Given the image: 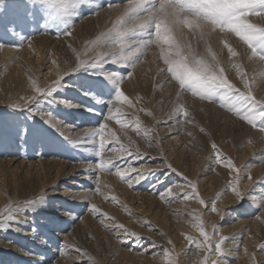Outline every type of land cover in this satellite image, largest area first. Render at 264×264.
I'll use <instances>...</instances> for the list:
<instances>
[{
  "label": "rangeland",
  "instance_id": "rangeland-1",
  "mask_svg": "<svg viewBox=\"0 0 264 264\" xmlns=\"http://www.w3.org/2000/svg\"><path fill=\"white\" fill-rule=\"evenodd\" d=\"M108 2L96 0V3L105 5L99 15L85 11L82 16L70 20L75 28L71 36H65L60 34L62 25L59 22H49L46 31L42 20L39 24H23L28 12L26 0H0V43L5 45L0 48V123L7 127L14 118L27 115L26 111H14L11 106L28 107L23 98L33 95L30 79L41 88L47 87L58 78V73L63 74L74 66L76 54L88 59L104 50L91 42L110 27L122 11L119 7L108 8ZM111 2L126 3L127 0ZM28 20L31 21L30 14ZM249 20L264 27V19L260 17L251 16ZM183 32L195 50L203 54L204 42L193 37L188 29ZM21 36L31 44L25 42L21 47ZM222 39H227L238 52L237 56L229 59ZM209 41L230 82L241 91H247L237 69L232 67V64H239L240 71L247 74L255 97L264 99V65L258 60H249L250 50L246 45L233 35L219 32L213 33ZM86 47L89 51L85 56ZM159 52L160 49L153 45L133 76L122 84V90L133 106L119 105L121 119L131 125L139 117V134L131 127L122 129L115 120L105 121L106 107L102 111L96 106L94 112H87L84 108L43 103L41 108L50 111L54 119L64 124L61 130L66 138L57 134L56 147L45 149L31 142L26 144L23 138L3 137L0 141V209L10 202L44 195L55 208L61 209L58 215L63 223L55 230L42 228L36 234L28 227L34 222L29 213L27 224L21 225L22 231H0V264H166L165 249L173 257L171 263L199 264L193 261L194 244L185 239L189 231L196 230L192 227L195 223L192 214L202 219L205 230L214 241L222 234L214 232L213 225L219 226L218 230L232 227L234 223L242 225V238L249 236L251 242L244 245L243 239L240 240L238 249L231 251L234 256L226 257V264H237L238 257L250 264H264V248H261L264 245V207H260L264 205V132L239 120L218 104L201 101L191 93L182 94L177 99L175 82H166L158 71L165 67L159 59ZM85 75L87 73L83 71L65 75L69 85L61 89L58 96L73 103L87 104V99L79 96L75 86ZM181 104L188 111V117L175 113ZM39 120L37 116L28 123ZM104 124L107 125L106 137L115 133L134 155L137 149L142 154L140 159H135L134 155L121 157L110 151L113 141L106 145L109 151H106L105 158H111L113 164L121 168L132 164L150 173L147 179L129 188L114 171L108 174L95 169L98 142L95 146L85 142V134ZM149 140L153 141L151 146ZM212 143L217 149L211 147ZM218 153L240 169L239 190L244 195L243 202L229 188L236 173L217 162ZM249 175L251 179H248ZM161 180L163 183L159 182ZM189 182L196 185L199 198L206 205L195 199H183L185 192L192 194V189L187 187ZM169 187L174 196L167 197L172 202L166 203L160 194ZM85 196L90 199H84ZM112 197L118 203H113ZM252 201L257 202L252 204ZM92 204L103 216L90 211ZM213 204L224 213L223 218L211 211ZM35 223L43 225L45 221L35 217ZM114 224L124 225L137 233L140 240L129 237L122 243L123 233L111 230ZM147 225H151L152 230ZM76 248L86 255L76 252ZM30 252L37 255H30Z\"/></svg>",
  "mask_w": 264,
  "mask_h": 264
},
{
  "label": "snow or ice",
  "instance_id": "snow-or-ice-1",
  "mask_svg": "<svg viewBox=\"0 0 264 264\" xmlns=\"http://www.w3.org/2000/svg\"><path fill=\"white\" fill-rule=\"evenodd\" d=\"M26 7L28 12L22 21L23 24L27 25L29 22L39 24L42 20L46 31L49 22H59L62 25L60 34L71 36L75 25L70 24V20L82 16L85 11L99 15L105 5L96 3V0H26ZM107 7L110 9L119 7L122 11L112 21L111 26L99 33L91 42L96 48L104 50L97 51L95 56L88 59H82L81 54H76L74 66L63 74L58 73V78L47 87L41 88L35 80L30 79L33 95L23 98L28 107L25 109L20 104L11 106L14 111L19 110L21 113L26 111L27 115L14 118L13 123L7 127L4 123H0V141L8 135L14 136L17 140L23 138L26 144L31 142L45 149L56 147L57 134L59 137H65V133L61 130L64 124L54 119L50 111H44L41 108L43 103L62 104L68 108H84L87 112H94L96 106H100L102 111L106 107L105 121L115 120L122 129L131 127L139 134L141 128L139 117L131 125L127 120L121 119L122 112L119 105L127 103L130 107L133 106L132 101L122 90V84L133 76L135 69L143 62L153 45L160 49L159 59L165 65L158 69L161 78L169 83L175 82L178 87L177 99L182 94L191 93L201 101L218 104L239 120L264 132V99L255 97L251 91L247 74L240 71L239 64H232V67L237 69L247 91H241L230 82L209 41V37L216 32L233 35L250 50L249 60H258L261 65H264V27L257 26L249 20L251 16L264 19V0H127L126 3H113L109 0ZM29 14L31 21L28 20ZM184 29H188L193 37L204 42L205 52L203 54L197 52L188 42L183 32ZM11 31L14 32L15 29ZM25 42L31 44L30 40L21 36L20 46L22 47ZM221 43L223 48L227 49L229 59L238 55L227 39H222ZM4 46L0 43V48ZM69 47L72 46L69 45ZM88 51L86 47L83 55L86 56ZM53 63L56 62L53 61ZM81 71L87 75L81 77L75 86L78 88L79 96L87 99L88 103H73L69 99L59 97V91L69 85V82L64 79L65 75H73ZM140 111L145 110L140 109ZM175 113L182 114L184 117L189 116L182 104L175 109ZM146 114L151 115L150 112ZM37 116L40 117L39 121L33 124L28 123L29 119L35 120ZM188 122L192 121L188 120ZM106 127V124L100 125L85 134V142L92 143L94 146L98 142V147L95 149V155L98 158L94 162L95 169L108 174L114 171L129 188L134 183L147 179L150 173L141 171L132 164H127L123 168L117 167L111 158H105L106 151H109L106 145L113 141L111 152L118 153L121 157L134 155L125 144L120 142L115 133L106 137L104 132ZM200 131L204 132V129L200 128ZM147 142L149 146L153 143L151 140ZM211 147L214 150L217 149L215 143H212ZM141 155L137 149L134 158L140 159ZM218 157V163L226 165L230 171L236 173L234 180L229 182V188L236 198L243 202L244 195L239 190L240 169H237L230 159L220 157L219 153ZM166 166L172 167L170 164ZM172 170L175 171V169ZM248 179H251L250 175ZM159 182L163 183V180ZM187 187L192 189V194L185 192L183 199H195L201 205H206V202L199 198L195 184L189 182ZM96 191L99 192V186ZM173 196L171 187L160 194V198L166 203H171L172 201L167 197ZM84 199H90V197L85 196ZM111 201L118 203L115 197H112ZM60 211L61 209L55 208L44 195L24 201L10 202L0 209V231H22L21 225L27 224L29 213L34 218L33 224L28 226L33 233L39 234L42 228L55 230L60 223H63L58 215ZM64 211L67 212L66 209ZM90 211L103 216L95 204L91 205ZM211 211L223 218L224 213L219 212L215 204ZM35 217L43 218L45 223L36 224ZM107 219L112 218L107 217ZM192 219L195 221L192 227L198 230L202 239L196 240L190 235L185 236V239L205 253L199 264H226L228 252L223 245L227 238L221 237L214 241L213 236L205 230L202 219L195 214H192ZM101 222L103 223V219ZM147 226L149 230H152L151 225ZM218 228L219 226L213 225L214 232H218ZM111 230L123 233V240L120 235H117V239L122 243L126 242L129 237L140 240L137 233L129 231L122 224H114ZM168 243L171 244L172 241L169 240ZM261 248H264V245H261ZM75 251L86 255L79 248ZM29 254L37 255L35 252ZM163 256L167 264H171L173 257L169 250L165 249ZM213 257L216 258L213 259Z\"/></svg>",
  "mask_w": 264,
  "mask_h": 264
},
{
  "label": "bare ground",
  "instance_id": "bare-ground-1",
  "mask_svg": "<svg viewBox=\"0 0 264 264\" xmlns=\"http://www.w3.org/2000/svg\"><path fill=\"white\" fill-rule=\"evenodd\" d=\"M258 199V198H257ZM260 200V199H259ZM257 201H252V204L253 203H256ZM260 202V201H259ZM264 212V211H263ZM60 214V213H59ZM66 218V217H65ZM239 221V220H238ZM240 222V221H239ZM240 224V223H239ZM237 223H234L232 225V227H224V228H220L218 230V232H220L219 234H222V237H226V241H225V244L223 245V247L225 248V250L228 252V255H227V258H231L232 256H234V254L231 252L235 249H238V246L240 245V240H242V229L240 230V227L242 228V225H239ZM245 225V224H244ZM192 228V227H191ZM248 228V227H247ZM252 228V227H251ZM194 229V228H193ZM189 231V230H188ZM252 231V229H251ZM253 233V231L251 232ZM192 235L195 237L196 240H201L202 238L199 236V232L198 230L194 229V230H191L189 231V233H187V235ZM250 234V233H249ZM249 234H246L247 236ZM36 237V236H35ZM58 237V236H57ZM60 237V236H59ZM33 238V237H32ZM214 238V237H213ZM221 238V237H220ZM251 242V239L248 237H244L243 239V244L247 245V243H250ZM194 260L195 262H200L203 260V251L202 250H198L196 247H194ZM264 257V256H263ZM45 258V257H44ZM39 259V258H38ZM197 259V260H195ZM215 259V258H213ZM43 260V259H42ZM237 264H250L249 262L245 261V259H242V258H237ZM41 261V260H40ZM165 263V262H164ZM167 264V263H166ZM171 264H174V263H171ZM193 264V263H192Z\"/></svg>",
  "mask_w": 264,
  "mask_h": 264
}]
</instances>
